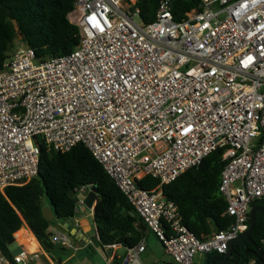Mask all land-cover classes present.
<instances>
[{
    "label": "built area",
    "instance_id": "built-area-1",
    "mask_svg": "<svg viewBox=\"0 0 264 264\" xmlns=\"http://www.w3.org/2000/svg\"><path fill=\"white\" fill-rule=\"evenodd\" d=\"M68 20L80 30L73 53L40 60L22 45L0 73V192L38 176L40 142L60 153L83 144L176 264L226 255L264 199V0H202L183 22L162 0L148 25L137 0H76ZM219 150L234 222L201 240L163 186ZM146 177L159 186L142 189ZM91 188L75 191V216ZM52 241L79 250L65 233ZM145 251L142 240L120 264ZM0 264L53 263L23 250L11 261L0 251Z\"/></svg>",
    "mask_w": 264,
    "mask_h": 264
},
{
    "label": "trees",
    "instance_id": "trees-1",
    "mask_svg": "<svg viewBox=\"0 0 264 264\" xmlns=\"http://www.w3.org/2000/svg\"><path fill=\"white\" fill-rule=\"evenodd\" d=\"M75 1L0 0V73L11 57L18 37L24 46L35 51L40 60L73 53L80 42L79 28L68 20ZM161 1L137 0L144 24L156 20ZM201 1L170 0L174 21L183 22L188 13L199 10ZM40 148L38 176L27 185L0 192V251L7 258L12 259L9 248L24 223L43 249L54 253L57 246L52 241L50 227L55 222L44 218L45 203L54 211L56 220L70 221L75 217L77 207L70 193L87 185H92L91 190L98 194L93 223L100 248L106 251L108 246L117 244L127 251L143 240L142 222L133 207L87 147L80 144L67 153H60L40 142ZM222 157V150L214 152L200 166L163 186L165 199L178 206L183 224L201 240L227 230L234 222L226 214L228 204L219 191L225 166ZM159 184L152 177L139 182V186L148 191L156 189ZM255 205L264 207V199ZM250 224L249 216V227ZM251 238L264 251V214H257ZM253 250L248 240L235 241L232 256L225 264H248L251 261L262 264L251 253ZM223 260V255L210 253L205 264H221Z\"/></svg>",
    "mask_w": 264,
    "mask_h": 264
},
{
    "label": "crops",
    "instance_id": "crops-1",
    "mask_svg": "<svg viewBox=\"0 0 264 264\" xmlns=\"http://www.w3.org/2000/svg\"><path fill=\"white\" fill-rule=\"evenodd\" d=\"M95 204L92 209L82 206L80 212L70 221H58L55 217L53 220L55 223L50 227L53 235L56 232L68 235L72 244L79 248L78 251L65 249L55 244L57 250L54 253L46 252L26 223L15 235L14 245H17L20 252L25 250L32 253H45L53 264H119L126 255V249L119 245V248L112 250V254L109 255L108 249L104 251L98 246L93 223ZM46 207L49 208L45 203L44 208ZM141 231L146 244V251L140 257L141 264H176L173 258L165 253L162 243L143 223ZM10 254L11 258L16 256L11 251ZM204 256L202 264H205L207 255Z\"/></svg>",
    "mask_w": 264,
    "mask_h": 264
},
{
    "label": "water",
    "instance_id": "water-1",
    "mask_svg": "<svg viewBox=\"0 0 264 264\" xmlns=\"http://www.w3.org/2000/svg\"><path fill=\"white\" fill-rule=\"evenodd\" d=\"M97 192L94 190H91L87 197L84 199V205L88 208V209H92L93 205L96 203L97 200ZM70 197L72 199H74L75 203H78V198L76 197V192H71L70 193ZM257 214H264V207L263 206H257L254 205L252 206L251 210H250V219H251V224L249 229L247 230V232H245L244 234H242L236 241H240L243 239L248 240V242H250V244L253 246L254 250L251 251V253L256 257V260L261 262L262 264H264V251L252 240L251 238V234L255 228V224H256V216ZM43 216L44 218L51 222L54 220L55 213L51 208H44L43 209ZM233 245L234 242L230 243V247L228 250V253L226 255H224V260L222 261L221 264H225L226 261L231 258L232 253H233ZM107 253L109 255L112 254V250H107Z\"/></svg>",
    "mask_w": 264,
    "mask_h": 264
},
{
    "label": "rangeland",
    "instance_id": "rangeland-1",
    "mask_svg": "<svg viewBox=\"0 0 264 264\" xmlns=\"http://www.w3.org/2000/svg\"><path fill=\"white\" fill-rule=\"evenodd\" d=\"M22 42L20 40V37H18V39L15 41V44H14V48L12 49L11 53H10V56H13L14 53L17 51V49H19L21 46H22ZM251 209H249V212H250ZM9 250L14 254V255H18L20 253V249L17 247V245H11ZM204 255H198L196 256L195 258V262L196 264H202L203 263V260H204Z\"/></svg>",
    "mask_w": 264,
    "mask_h": 264
}]
</instances>
